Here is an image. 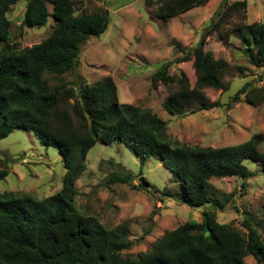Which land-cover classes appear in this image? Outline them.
<instances>
[{"label":"trees","instance_id":"16d2710c","mask_svg":"<svg viewBox=\"0 0 264 264\" xmlns=\"http://www.w3.org/2000/svg\"><path fill=\"white\" fill-rule=\"evenodd\" d=\"M16 1L0 0V140L13 129L32 132L42 144L58 150L64 174L59 192L44 199L0 193V264H245L247 256L264 264V236L248 219L243 221L245 238L231 225L218 223L213 211L223 210L224 205L210 185L212 179L252 178L245 161L258 164L264 175V153L259 149L264 136L255 134L242 144L220 148L180 145L169 138L167 124L151 110L120 104L111 80L78 88L63 82L51 86L45 75L60 77L75 71L85 41L105 33L107 11L76 14L73 0H27L19 28H42L49 17L53 27L43 42L19 49L10 44L7 18ZM208 1L164 0L159 16L168 21ZM246 8V0H224L199 43L154 71L153 86L174 85L163 103L167 114L182 116L196 105L194 112L219 107L205 103L204 91L227 90L224 79L229 66L205 52L204 45L214 32L221 39L229 38L223 27L232 17H241ZM234 34L248 64L264 67V21L237 25ZM191 60L196 77L193 86L184 73L169 71L173 64ZM241 95L252 106L264 103L263 87L245 84L232 102ZM98 142L122 144L141 164L158 158L172 174L171 182L180 188L178 194L164 191L162 196L192 209L208 206L211 210L203 213L199 224L186 222L166 232L149 251L123 257L131 247L126 226L109 229L75 205V183L85 170L87 153ZM6 176L0 170V182ZM132 180L130 175L113 173L108 182ZM140 182L142 189L148 187L144 179Z\"/></svg>","mask_w":264,"mask_h":264},{"label":"rangeland","instance_id":"374dc122","mask_svg":"<svg viewBox=\"0 0 264 264\" xmlns=\"http://www.w3.org/2000/svg\"><path fill=\"white\" fill-rule=\"evenodd\" d=\"M73 1L76 14L105 9L109 23L104 34L85 41L75 71L60 77L45 75L51 86L63 82L78 88L111 80L117 87L120 104L151 110L167 124L169 138L180 145L220 148L242 144L255 134L264 136V103L252 106L243 95L232 102L245 84L264 88V67L248 64L234 34L237 25L264 21V0H246L247 8L242 16L232 17L223 27V32L230 34L229 38L221 39L216 32L206 38L204 51L229 66L224 79L228 89L204 91L205 103H218L219 107L194 112L196 105L182 116H171L163 109L174 85L157 83L153 86L151 76L164 63L174 61L199 43L224 0H209L204 6L168 21H163L158 12L164 0ZM26 2L17 0L7 13L11 22L10 44L19 49L43 42L53 27V18L49 17L42 28L20 29ZM48 11L51 13L50 5ZM169 71L170 74L184 73L190 86L196 81L192 60L173 64ZM259 149L264 153V140ZM245 162L252 178L210 181L214 196L224 205L223 210L213 212L218 223L231 225L242 237L247 234L244 219L263 237L264 175L258 164ZM0 170L7 172L0 182V193L29 194L36 199L59 192L64 174L58 150L45 146L32 132L22 129H13L0 140ZM113 173L130 175L133 180L127 184H112L108 179ZM171 178L172 174L158 158L141 164L122 144L98 142L87 153L85 170L75 183V205L79 212L96 217L109 229L125 225L131 247L122 255L133 258L149 251L166 232L186 222L201 223L203 213L211 210L208 206L192 209L162 196L164 191L173 195L180 192ZM140 179H144L148 187L142 189ZM244 263L256 264L251 256L245 257Z\"/></svg>","mask_w":264,"mask_h":264}]
</instances>
